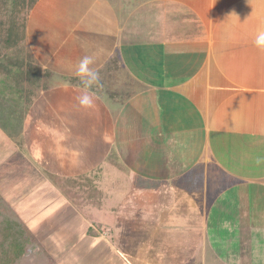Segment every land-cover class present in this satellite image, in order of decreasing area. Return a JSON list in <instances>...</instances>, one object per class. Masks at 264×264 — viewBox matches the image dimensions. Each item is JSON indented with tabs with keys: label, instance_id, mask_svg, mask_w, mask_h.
<instances>
[{
	"label": "crops",
	"instance_id": "1",
	"mask_svg": "<svg viewBox=\"0 0 264 264\" xmlns=\"http://www.w3.org/2000/svg\"><path fill=\"white\" fill-rule=\"evenodd\" d=\"M48 11L51 25L46 26L47 32L43 34L51 36L41 34L39 38L37 34L38 43H30L31 15L36 13L39 19ZM45 17L44 24L48 23ZM41 29L42 25L36 26L33 33ZM261 32H264V0H37L27 16V46L44 71L56 64L61 70L50 68L44 78L47 88L42 89L28 108L27 118L19 122L20 137L16 136L23 145L18 142V147L12 142L16 137L2 131L9 151L13 147L15 152L2 157L0 163L21 166L29 172L20 171L26 175L21 180L22 188H57V193L64 197L59 190L60 183L88 176L92 167L88 162L77 165L74 156L67 152L56 155L55 152L62 150V143L72 150L77 143L88 158L86 152L96 145H100L99 152L105 153L103 144L100 140L96 142V138L84 134L76 139V121L65 96H72L75 88L89 89L98 97L109 94L117 105L114 128H122L123 122H137L146 129H157L156 138L163 141L166 151L164 161L169 157L167 154H172L170 168L182 177L191 172L200 176L204 189V195H200L201 216L217 197L219 188L242 189L244 195L229 205L243 222L241 232L246 239L250 230L264 234V47L255 43ZM54 42H57V52L63 50V57H57L55 50L47 47ZM45 47L56 63L40 57ZM114 55L119 64L114 71L105 69L98 75V92L91 86L86 87L80 75L74 73L85 56L92 58L89 67L96 72ZM56 74L78 78L82 84H76L74 79L51 83L50 77ZM45 111L55 116L53 121L57 119L68 136L64 142L60 134L53 137L58 139L55 146L53 140L46 143L44 136H40V130L52 123L48 120L45 127L41 126L40 115ZM90 121L83 124L87 133L93 134L92 129L97 128L99 136L98 129L108 127L107 123L95 126ZM6 149L0 150V157ZM77 169L83 170L81 174L76 173ZM229 177L233 180H228ZM10 179L7 174L3 177V184L9 188L14 182ZM194 201L186 194L181 199L187 209H192ZM238 203L247 209L237 212L236 204L241 207ZM250 217H258V222L250 226ZM180 227H174L173 231ZM185 227L193 229L196 225L185 224ZM146 230L156 243L166 244L169 242L166 237L173 233L166 227L152 226ZM180 235L185 238L183 232ZM196 246H206L204 235L192 249L183 247L181 257H193V249L195 256L201 257ZM247 246L240 243L243 251ZM261 247L264 249V244ZM163 249L166 247L152 250L154 255L167 258L170 264L172 258L179 256L169 252L170 246ZM219 254L215 256L211 252L205 258L219 260ZM237 257H242V264H247L243 262V255ZM200 261L207 264L203 259Z\"/></svg>",
	"mask_w": 264,
	"mask_h": 264
},
{
	"label": "rangeland",
	"instance_id": "2",
	"mask_svg": "<svg viewBox=\"0 0 264 264\" xmlns=\"http://www.w3.org/2000/svg\"><path fill=\"white\" fill-rule=\"evenodd\" d=\"M59 13L60 11H58ZM46 15L48 23L44 24L43 19L46 20ZM31 17L30 43L33 41L34 44H37V34L40 35L39 38H41V34L42 37L51 36L50 33L43 34L47 32L45 31L46 26L51 25V16L48 11L39 19L36 18V13ZM41 25L42 29L33 33L34 27ZM26 41L28 39L21 45L23 52L29 50L33 53ZM34 44L31 45L35 49ZM56 46L57 42H54L47 47L53 48L57 57H63V50L58 49L57 52ZM47 47L43 48L44 53L40 57H45L53 62L55 57L52 54L48 55L50 50ZM11 52L12 55L19 53ZM54 62L56 63L55 60ZM48 67L49 71L47 70V72L49 73L50 68L61 70L58 64ZM55 76L50 77L51 83L56 80L63 82L64 79H74L70 76ZM4 77L5 75L0 74V89L4 84H12V82L9 83V80V82L2 81ZM90 86L95 87V82ZM92 90L96 91L97 88H92ZM41 91L37 87H32L31 104ZM74 92L72 96L65 97L72 107V115L76 121L74 125L76 139L82 138L84 134L88 138H96V142L100 140L103 144L105 153L99 152L100 145H96L93 150L86 152L89 155L88 158L77 143L74 150L71 146H65L66 143H62L64 145L61 146L62 150L55 153L62 156L67 152L69 156H74L75 162L79 166L85 165L87 162L90 163L92 169L87 173L89 174L87 177L101 191L99 206L79 202L76 197H70L69 193L64 192L65 188L64 190L59 188L64 197L57 193V188H29L28 186L22 188L21 180L25 179L26 175H22L20 171L23 174H29V172L24 171V167L21 166L10 167L9 164L3 166L0 163V221L6 214L13 212L12 214L19 218L25 231V237L29 241L23 257L17 264H43L39 262L38 258L40 257H44V264H170L167 258L153 253L156 248L158 250L162 247L169 249V246L171 247L170 253H179V256L176 255L171 259V264H176V261H182L180 264H204L200 259H203L207 264H211L210 262L242 264L240 261L242 257L238 259V255H243L244 263L264 264V249L261 247L264 244V234L259 232L258 235V230H256L255 236L254 232L250 230V235L246 239L241 232L243 222L238 218V214L232 213L233 209L229 206L233 200L237 201L239 196L244 195L242 189L219 188L217 197L210 202L206 214L201 216L203 208L201 197L204 195V189L200 183V176L191 172L182 177L183 175H177L170 168L169 157L172 154H167L169 157L165 162L163 157L166 156V151H164L163 141L161 142L159 137L156 138L157 129H146L137 122L133 124L132 122H123L122 128H114L115 120L117 121V105L115 100L109 97V94L103 93L102 97H98L91 90L80 88H75ZM85 93L91 97L90 106L80 103L79 98ZM28 108H30V104L28 107V102L24 100V97L17 95L9 87L6 88V94H0V124L8 128L0 130V141H3L0 142V150L7 148L2 153L0 161L8 153L15 152L13 147L9 151L7 143L4 142V138H6L4 133L7 132L11 137L15 136V141L12 140L15 144L18 145L19 142L23 145L22 140H18L16 136L21 132V129L19 127L16 129L13 126H18L23 118H27ZM153 112L154 108L152 107L151 113L153 114ZM40 116L35 117L42 118V127L46 126V121L52 122L48 121L50 125L40 130V136H44L43 139L46 143L53 140V137H58V134L61 135V141L64 142L63 139H67L65 127L60 125L57 119L55 122L53 121L55 116H49L46 111L41 112ZM155 116H158L157 112H155ZM88 121H90L89 124L95 126L99 124L106 126L107 123L110 128L106 127V131L104 128L98 129L99 136L97 128L92 129L93 134L92 132L87 133L83 124H88ZM56 124H59L60 127L57 128ZM9 129L14 133L13 135L8 132ZM57 140V138L53 140L54 146L58 144ZM97 149L98 151H95ZM99 164L101 167L98 170ZM75 171L77 174H81L83 170ZM18 173L19 175H16ZM5 174L9 179L11 178V181H14L11 188L3 184ZM44 177L46 178V176ZM47 178L49 177L47 176ZM228 180H233V178L229 177ZM185 194L195 200L192 209L185 208L184 202H181ZM182 204L183 206H181ZM238 204L241 207L236 204L237 212L247 209L243 203ZM256 207L257 204L254 207L255 210ZM216 216H219V219H216ZM13 218L14 216H11V219ZM257 220L258 217H250V226L254 221L258 222ZM193 223L196 228L187 229L185 227V224ZM181 224L184 226L180 227ZM152 226L166 227L169 232H172L176 226L180 228L166 237L169 242L165 244L153 241L149 230H146ZM89 229L94 230L96 235H90ZM181 232L185 234V238L180 235ZM203 235L206 246L204 248L195 247L197 251L200 249L201 257L195 256L196 253L193 252V249L192 252L189 251L193 257L187 256L183 259L181 257L183 247L195 246V242L202 240ZM181 238L187 239V241H182ZM241 242L248 245L245 251L240 247ZM211 252L215 256L220 253L217 256L219 260H213L211 257L205 258V255L211 254ZM172 261L174 262L172 263Z\"/></svg>",
	"mask_w": 264,
	"mask_h": 264
},
{
	"label": "trees",
	"instance_id": "3",
	"mask_svg": "<svg viewBox=\"0 0 264 264\" xmlns=\"http://www.w3.org/2000/svg\"><path fill=\"white\" fill-rule=\"evenodd\" d=\"M36 2L37 0H0V74L5 75L2 81L12 82V84H4L0 89V94H6V88L9 87L17 95L24 97V100L28 102V107L29 104L31 105L32 87H37L38 90L47 88V83L44 81L47 72L37 63L33 54L29 50L24 53L23 46H21L26 40L28 13ZM11 51L19 53L12 55ZM118 64L117 55H114L103 67L104 69L97 70L96 73L99 75L105 69L112 72ZM74 81L76 84H82L78 78ZM98 87H100L99 79L95 81V87L92 88H97L96 92H98ZM0 126L8 129L1 124ZM13 127L18 128L17 125ZM8 132L11 135L14 134L11 129ZM17 136L20 137V133ZM60 186L62 190L66 189L64 192L69 193L70 197H76L79 202L99 206L100 191L87 176L79 177V179H66L60 183ZM12 213L9 212L0 221V264H17L23 257L26 246L29 245L19 218ZM11 216L14 218L11 219ZM88 232L90 235H96L92 229ZM38 259L44 264V257Z\"/></svg>",
	"mask_w": 264,
	"mask_h": 264
},
{
	"label": "clouds",
	"instance_id": "4",
	"mask_svg": "<svg viewBox=\"0 0 264 264\" xmlns=\"http://www.w3.org/2000/svg\"><path fill=\"white\" fill-rule=\"evenodd\" d=\"M258 47H264V32L258 34L255 41ZM93 63V60L89 56H85L81 59L79 65L77 66V73L80 75L85 86H90L93 82L98 80V73L93 71L89 65ZM81 105L90 106L92 103L91 97L85 93L79 98ZM258 164L261 162L260 158L256 161Z\"/></svg>",
	"mask_w": 264,
	"mask_h": 264
}]
</instances>
